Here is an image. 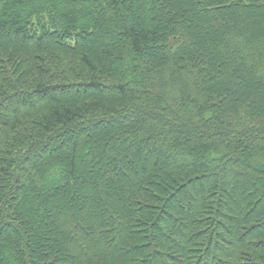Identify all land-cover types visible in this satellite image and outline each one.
Segmentation results:
<instances>
[{"label": "trees", "instance_id": "obj_1", "mask_svg": "<svg viewBox=\"0 0 264 264\" xmlns=\"http://www.w3.org/2000/svg\"><path fill=\"white\" fill-rule=\"evenodd\" d=\"M37 1L51 10H24ZM65 1L0 0V264H264V189L243 193L234 177L264 168V92L233 89L264 83V0ZM83 150L94 197L71 208ZM45 179L68 226L51 224V243L25 197Z\"/></svg>", "mask_w": 264, "mask_h": 264}, {"label": "rangeland", "instance_id": "obj_2", "mask_svg": "<svg viewBox=\"0 0 264 264\" xmlns=\"http://www.w3.org/2000/svg\"><path fill=\"white\" fill-rule=\"evenodd\" d=\"M39 6H45V8L47 7L51 10V8H50L51 5H49L48 1H37L35 3L27 4L24 7V10L29 12L31 10H35ZM57 6L60 7L62 10H69V9L73 8L72 4L68 3L65 0H58ZM75 8H78V6H75ZM85 8H87L88 10L93 12V14H92L93 18H95L94 16L97 14L100 15V17H104L103 16L104 15L103 10H99L96 8L94 9V7L92 8L91 6L85 7V6L81 5V11L85 10ZM166 14L168 15V13H166ZM170 14H173V13H170ZM177 14L182 15L185 18V13L183 15V12H177ZM186 14L188 15V13H186ZM182 16H179V19H182ZM188 17L191 19V21L193 23H195V25L197 27H199L200 29H203V34L206 33L205 31H207L206 30L207 28H205L204 23H202L203 17H199V16L196 17L194 15L187 16V18ZM107 19L109 20L108 21L109 25L114 24L113 17L107 18ZM86 21L91 22L92 19H90V17H88V16L84 17V15H83L81 20H80V23H84ZM255 25H260L256 28V30L258 31V33L262 32V34H263L264 33V18H263V16H261V18H259L255 22ZM94 29H95V27H94ZM216 33H218L220 35L221 33H223V31L218 29ZM103 36L107 37L108 39L113 40L114 43H117V44L120 43L119 45H121L120 39L115 38L112 32L107 31V32H105V34H103ZM213 38H214V36L212 33L208 37H206L204 35L203 39H204V42L208 43V42L212 41L211 43L213 44V42H214V40H212ZM115 39H117L118 41L117 40L115 41ZM172 59H173V57H172ZM166 61H168V59H166ZM220 61H221V59H220ZM232 66L236 68V72H242L243 73L244 70L241 71L242 65H240V64L238 65L237 62H234V64H232ZM121 67L124 68V65H122ZM244 80L246 81V83L242 82V84L240 83L241 85H238V86L234 85V88H233L234 93L237 94L238 98L241 97L244 100L245 99L254 100V97H255L254 95L256 93L264 92V83H261L260 81H256V82L250 81L247 77L244 78ZM249 93H252V95H249ZM67 142L68 141H66V143ZM66 143H64L63 145H60L59 146L60 148H58V149H61V146H62V148L64 146H66ZM92 148H93L92 150H95L94 146ZM58 149L56 148V151L54 150L53 152L59 153V155L62 157L63 155L60 154L61 151H59ZM84 152H85V150H83V152L80 154V158H81L80 165H79L80 171L76 175V183H77V186H79V187H77V186L75 187L76 191L72 194L73 196L66 197L64 195V198H66L65 199L66 203L71 208L76 207L75 205H78L80 207H84L83 205L87 204V198L91 197L89 199V200H91L94 197V195H92L93 194L92 188L96 182V177L94 175V171H93V173H92V171L86 172V168L89 167V169H90L91 164L94 163V162H92V159L94 158V156L92 155V156L88 157L84 154ZM94 167L97 168L96 164ZM258 170H260V173H254L253 172V173L243 174V173L235 172L234 177L239 176L240 182L238 184H240V187L243 190V193L261 192L262 189H264V173H263L264 168L259 167ZM102 176H103L102 180L104 182H107L109 180L108 178H110V175L107 172H104V174ZM132 181H130V182H132ZM134 181H136V180H134ZM29 183H30V185L26 189L25 197L27 200H32L33 208H32L31 215L34 218V220L36 221V223H38V222L40 223V224H37V226L41 225L39 227L36 226V231L43 241H47L48 243H51L54 241L53 235H52V233H49V229H48L51 226V224L52 225L56 224V225L60 226L61 228H63V226H64L65 229L68 227L66 220L59 219V216H57L59 214H56L55 212L53 213V206H52L53 200H52V198L54 197V195L52 194V191H49V190L55 188L57 186V184H56L57 182H51V181H48L46 179L41 180V190H40L39 194L36 193L33 183H31V182H29ZM132 184H130L128 187H127V185H124V186L121 185V187H119L118 189L117 188L115 189L114 193L111 196L117 202H122V200L125 198V194L127 193V189L128 188L130 189L131 186L135 187L136 185H138L137 182L132 183ZM62 189H63V192H65V188H62ZM76 195H80L81 200L75 198ZM42 198H44L46 200V204L42 203V200H41ZM242 198H243V196H242ZM242 198L240 199V197L235 196L234 201L227 205L228 214L233 219L234 218L236 219L238 217L237 213L240 209V206H242V202H241ZM109 202L111 204L110 200L108 201V203ZM256 202L259 203L261 201L258 200ZM177 204H178V201L176 199L173 202H170L171 210L176 211ZM73 205H74V207H73ZM107 210H109V209H107ZM93 214H94V210H93V208H90L87 216L92 218ZM45 216H47V217L45 218ZM159 217H161V218L163 217L161 213H160ZM160 222H161V225L163 227H165V223L167 222V220H166V218L163 217ZM88 224H89V222L87 221L86 227L84 228V230H89ZM115 241L118 245H121V239H116ZM41 245H43V243H41ZM8 260H10V259L8 258ZM66 262L71 263V261H69V259H67ZM66 262H64L63 264H66Z\"/></svg>", "mask_w": 264, "mask_h": 264}, {"label": "bare ground", "instance_id": "obj_3", "mask_svg": "<svg viewBox=\"0 0 264 264\" xmlns=\"http://www.w3.org/2000/svg\"><path fill=\"white\" fill-rule=\"evenodd\" d=\"M137 99V98H136ZM139 101V100H138ZM140 102V101H139ZM134 103V102H133ZM129 106H131V105H129ZM135 109V108H134ZM157 109V108H156ZM142 110V109H141ZM152 111H154V110H152ZM158 111V110H157ZM140 113H142V112H140ZM147 113V112H146ZM154 114V113H153ZM145 115V114H144ZM152 115V114H151ZM92 116V115H91ZM148 116V115H147ZM155 117V116H154ZM91 121V120H90ZM95 121V120H94ZM88 122V121H87ZM92 123V122H91ZM99 129V128H98Z\"/></svg>", "mask_w": 264, "mask_h": 264}]
</instances>
